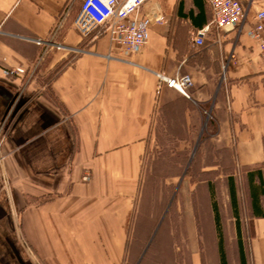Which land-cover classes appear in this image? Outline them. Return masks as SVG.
Listing matches in <instances>:
<instances>
[{
  "label": "crops",
  "instance_id": "obj_1",
  "mask_svg": "<svg viewBox=\"0 0 264 264\" xmlns=\"http://www.w3.org/2000/svg\"><path fill=\"white\" fill-rule=\"evenodd\" d=\"M261 1L244 0L247 20L210 31L198 46L194 32L211 20L204 0H150L141 13L150 7L163 22H150L144 48L126 53L107 35L78 34L81 0H0V264H36L26 246L40 264H124L152 120L186 98L164 83L158 88L156 72L191 76L192 104L207 103L219 87L213 113L244 182L240 202L231 176L227 242L235 239L238 264V237L246 264H264V55L249 35ZM68 2L57 38L63 47L37 44ZM210 205L212 264H222ZM189 264H206L199 249Z\"/></svg>",
  "mask_w": 264,
  "mask_h": 264
},
{
  "label": "rangeland",
  "instance_id": "obj_2",
  "mask_svg": "<svg viewBox=\"0 0 264 264\" xmlns=\"http://www.w3.org/2000/svg\"><path fill=\"white\" fill-rule=\"evenodd\" d=\"M261 2L264 6V1ZM218 92L219 87L207 103L192 104L177 97L175 104L165 105L161 111L157 109L152 120V139L143 158L139 205L135 208L136 219L124 264H136L145 248L138 264L171 260L189 264L196 249L206 264L218 262L210 202L212 199L217 202L221 228H226L231 225L229 207L226 208L228 177L232 176L236 182L240 202L244 183L232 144L229 141L230 147L224 146L227 143L213 113ZM188 212L195 219V236ZM225 228L228 264H238L235 239L227 242ZM26 249L35 263L40 264L27 246Z\"/></svg>",
  "mask_w": 264,
  "mask_h": 264
},
{
  "label": "built area",
  "instance_id": "obj_3",
  "mask_svg": "<svg viewBox=\"0 0 264 264\" xmlns=\"http://www.w3.org/2000/svg\"><path fill=\"white\" fill-rule=\"evenodd\" d=\"M150 0H81L80 7L73 19V26L82 38L95 40L101 35H107L109 42L121 52H140L147 42V28L150 22H163V16L158 11L142 8ZM211 10V20L205 26L194 32L193 42L201 46L210 31L221 32L236 28L247 20L248 8L241 0H204ZM71 2H68L58 17L47 40L36 39V43L46 48L57 49L63 45L57 41L58 36L69 14ZM249 35L261 55H264V6L255 10L249 21ZM158 88L162 83L178 91L186 98L190 97L188 89L193 84L188 74L165 75L156 72ZM84 179L88 178L86 174Z\"/></svg>",
  "mask_w": 264,
  "mask_h": 264
},
{
  "label": "trees",
  "instance_id": "obj_4",
  "mask_svg": "<svg viewBox=\"0 0 264 264\" xmlns=\"http://www.w3.org/2000/svg\"><path fill=\"white\" fill-rule=\"evenodd\" d=\"M227 186H228V190H229V195L232 201V206L235 205V196H234V181L232 179L231 176L228 177V182H227ZM260 191L259 188L253 189L252 190V197H253V204L255 209L257 210V200H256V195L257 192ZM210 194L211 197L213 198V191L211 189L210 186ZM212 209L214 212V222H215V227H216V232L218 235V239H219V249H220V257H221V262L222 264H225V257H224V252L222 249V235H221V227H220V217H219V213H218V209H217V205L215 200L212 199ZM237 213V212H236ZM237 227H238V223H237ZM238 246H239V261L240 264H246V260H245V255L242 249V245H241V240L238 237Z\"/></svg>",
  "mask_w": 264,
  "mask_h": 264
},
{
  "label": "water",
  "instance_id": "obj_5",
  "mask_svg": "<svg viewBox=\"0 0 264 264\" xmlns=\"http://www.w3.org/2000/svg\"><path fill=\"white\" fill-rule=\"evenodd\" d=\"M147 246H148V245H147ZM147 246H146V247H147ZM146 249H147V248H145V250L143 251V253H142L141 257H142V256H143V254L145 253ZM141 257L139 258V260H138V262H137L136 264H138V263H139V261L141 260Z\"/></svg>",
  "mask_w": 264,
  "mask_h": 264
}]
</instances>
